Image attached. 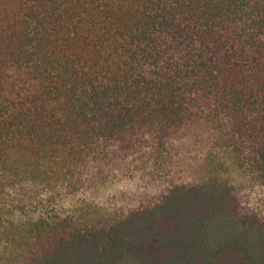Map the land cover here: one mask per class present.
<instances>
[{
  "label": "trees",
  "instance_id": "1",
  "mask_svg": "<svg viewBox=\"0 0 264 264\" xmlns=\"http://www.w3.org/2000/svg\"><path fill=\"white\" fill-rule=\"evenodd\" d=\"M225 165L264 188V0H0V264H264Z\"/></svg>",
  "mask_w": 264,
  "mask_h": 264
},
{
  "label": "rangeland",
  "instance_id": "2",
  "mask_svg": "<svg viewBox=\"0 0 264 264\" xmlns=\"http://www.w3.org/2000/svg\"><path fill=\"white\" fill-rule=\"evenodd\" d=\"M220 172L226 182L236 191V193L245 201L251 205L259 208L264 213V188L261 187L258 181L253 178L247 177L241 171L236 170L233 167H227V165L220 168ZM130 189L128 183L124 180L117 181L114 184L109 185L103 191H100L97 196L95 195H73L67 197H61L57 199L56 207L61 211H71L73 207H77L80 215L82 214V207L84 200H93L95 197L98 199V203L101 205L111 204L113 205L114 200H110V203L105 201L107 196L115 197L120 195L122 190L124 193ZM89 202V201H87ZM83 204V205H82ZM119 207H117L118 209ZM71 209V210H70Z\"/></svg>",
  "mask_w": 264,
  "mask_h": 264
}]
</instances>
